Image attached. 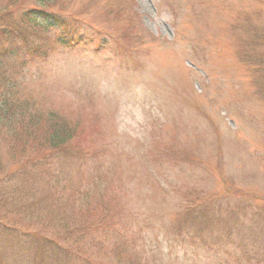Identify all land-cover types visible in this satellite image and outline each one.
<instances>
[{
	"label": "rangeland",
	"instance_id": "rangeland-1",
	"mask_svg": "<svg viewBox=\"0 0 264 264\" xmlns=\"http://www.w3.org/2000/svg\"><path fill=\"white\" fill-rule=\"evenodd\" d=\"M48 10L72 41L23 25L15 43L47 56L21 89L78 122L88 158L66 172L111 200L106 227L59 264H264V0Z\"/></svg>",
	"mask_w": 264,
	"mask_h": 264
},
{
	"label": "trees",
	"instance_id": "trees-1",
	"mask_svg": "<svg viewBox=\"0 0 264 264\" xmlns=\"http://www.w3.org/2000/svg\"><path fill=\"white\" fill-rule=\"evenodd\" d=\"M52 2L0 0V263L12 256L28 264H59L61 252L82 247L91 230L109 222L111 200L97 199L66 172L88 158L78 122L43 110L21 89L24 70L47 56L15 43L23 25L56 30L63 45L72 41L60 13L48 10Z\"/></svg>",
	"mask_w": 264,
	"mask_h": 264
}]
</instances>
